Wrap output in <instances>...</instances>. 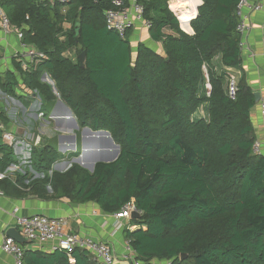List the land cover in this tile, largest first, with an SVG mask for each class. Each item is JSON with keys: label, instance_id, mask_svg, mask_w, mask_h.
<instances>
[{"label": "trees", "instance_id": "16d2710c", "mask_svg": "<svg viewBox=\"0 0 264 264\" xmlns=\"http://www.w3.org/2000/svg\"><path fill=\"white\" fill-rule=\"evenodd\" d=\"M115 1L71 0L65 8L39 0L6 3L14 22L28 27L24 43L44 55L28 71L19 67L26 84L52 104L56 96L40 82L47 72L80 127L108 131L121 146L117 161L98 164L94 173L74 164L25 187L42 199L51 197L50 187L58 198L94 202L107 214L134 203L138 228L124 233L145 263L264 264V155L254 152L252 120L257 102L244 75L231 99L225 71L242 68L240 0H202L191 25L201 0H138L150 39L162 51L134 47L132 32L122 39L106 28L104 13ZM10 80L4 90L14 96ZM47 149L34 148L32 155L49 157L46 170L62 158ZM2 150L0 174L17 165L11 148ZM73 258L26 250L24 264H97L85 251Z\"/></svg>", "mask_w": 264, "mask_h": 264}, {"label": "crops", "instance_id": "0c3cea01", "mask_svg": "<svg viewBox=\"0 0 264 264\" xmlns=\"http://www.w3.org/2000/svg\"><path fill=\"white\" fill-rule=\"evenodd\" d=\"M8 1L10 0L0 1L2 10L12 23V31L10 33H6L0 23V120L3 126V128L0 127V159L4 156L2 149L5 147L11 148L13 152L12 157L17 162V165H12L4 174H0V181L6 180L4 181V189H0V245L8 237L10 229L15 228L20 232L14 214L15 209H18V214L21 216L44 214L52 218H66L68 232L79 234L82 237H89L96 241L109 242L119 259L118 264H133L131 261H125L122 258L129 250L135 252L124 233L126 230L138 228L132 223L133 219L121 220L122 227L118 229L119 220H116L113 214L105 213L94 202L78 204L66 197L58 198L52 195L53 191L50 187H48V192L51 197L42 199L31 192V187H25L30 186L33 181L45 178L46 170L43 169V165L38 164V159H33L32 156L33 148L39 149L35 145L38 134L42 135V139L43 137L47 138V136H44L46 132L40 129V126L43 128L48 124H52L56 129L54 138L43 139L46 142L43 145V150L48 148L47 150H50V152H57L62 155V149L59 148L53 151V147L47 146V144L49 141L56 140L57 144L62 146L64 140L71 139L69 137H62V127L68 128L69 123L73 122L69 115V117H62V109L64 110L61 103L62 99L55 82L47 72L41 75L40 82L49 85L47 82L51 81L54 87L52 92L55 96L58 94L56 97H59V99H56L50 105L44 104L39 92L30 88L26 84L23 75L19 72V67L26 58L24 57V42L19 39L17 30L22 28L27 29L28 27L26 24L20 27L19 24L14 22L13 9L6 4ZM254 1L251 0V2ZM170 8L174 11L171 2ZM250 16L253 30L248 36L243 38L245 46L242 48V68L241 70L226 69L225 71L229 75L235 76L238 81L244 75L254 93H260L261 99L252 110V120L257 137L264 144V117L261 115V104L264 102V28L262 27L264 12L252 13ZM144 31L145 35L143 38L145 45L162 51L161 44L154 43L150 39L149 31ZM215 63L221 69L219 60ZM11 78L12 80H10ZM8 79L10 82L16 83L15 86H12L16 96L10 95L4 90V85L8 82ZM45 106L46 111L44 114L42 112L44 110L42 109ZM42 113L44 116H42ZM47 115L49 120L45 121L44 118ZM32 120L36 122V126H39L35 130H29L30 127L27 126V123H30ZM6 134L13 136L14 140L11 143L5 139ZM34 138L35 140H33ZM97 150L108 151L110 149L101 142ZM70 163L71 161L59 159L48 175L51 176L53 172L64 173L68 171L71 168ZM57 165L58 169L55 170L54 167ZM22 177H26L24 181L21 180ZM19 179L21 184L18 183ZM10 183L15 188L9 185ZM24 247L29 251L53 253L50 250V244L29 243ZM0 264L15 263L11 256L0 250ZM149 264H168V262L154 260Z\"/></svg>", "mask_w": 264, "mask_h": 264}, {"label": "built area", "instance_id": "2783aa9c", "mask_svg": "<svg viewBox=\"0 0 264 264\" xmlns=\"http://www.w3.org/2000/svg\"><path fill=\"white\" fill-rule=\"evenodd\" d=\"M1 1V0H0ZM41 3H47L50 6L68 5L71 0H39ZM129 6L125 7L123 1L114 2L115 9L105 11L104 19L106 28L113 31L122 39H126L129 32L133 33L131 42L136 38L140 30L150 29V25L144 19V9L138 3V0H128ZM176 13L175 11H173ZM264 12V0H240L237 6L236 14L239 18L237 31L242 35L241 48L244 45V39L253 30V24L250 14ZM177 15V14H176ZM0 23L2 29L6 33L12 31V23L10 18L2 10L0 6ZM264 28V20L262 22ZM23 28L17 30V35L22 42ZM26 58L21 63L22 69L28 71L34 64H37L44 55L35 48L29 47L23 43ZM66 55L75 57V52L69 50ZM238 79L229 75L228 80V96L235 100L238 93ZM210 89V85H207ZM261 115L264 117V102L261 104ZM42 116L44 114L42 113ZM5 139L10 143L14 140L11 134H6ZM40 137L36 138L35 145L40 144ZM254 152L264 155V144L258 138L254 145ZM19 210L15 209L14 214L17 219V225L20 234L29 239L32 243L40 245L50 244L52 252L65 251L71 262H74L73 254L77 250L87 252L97 264H118L119 259L115 254L113 246L109 242L96 241L89 237H82L79 234L68 232V222L66 218H52L44 214H36L33 216H21ZM137 212L134 203L125 206L121 211L113 214L116 220H119L118 229L122 227L121 220H131L132 214ZM0 250L14 259L15 264H24L26 249L11 237H6L5 241L0 245ZM125 261H131L133 264H149L142 262L138 255L131 250L123 257ZM169 264V263H168Z\"/></svg>", "mask_w": 264, "mask_h": 264}, {"label": "water", "instance_id": "95a60500", "mask_svg": "<svg viewBox=\"0 0 264 264\" xmlns=\"http://www.w3.org/2000/svg\"><path fill=\"white\" fill-rule=\"evenodd\" d=\"M201 5H202V2L197 7V15L190 21V25H191V22L198 16V11ZM75 31H76V37H79L80 31H81L80 24L76 25ZM79 62L82 68L86 67V53L85 52H83L79 56ZM255 98H256V102L258 103L261 99L260 93L258 92L255 93ZM61 103H62L63 108L66 111V114L71 117V121L75 124L76 127L79 128L77 124V119L74 116V113L72 112V110L63 101H61ZM0 127L3 128L1 120H0ZM81 133L85 137L86 142H90V143L106 142L111 148H113V150L111 149L108 151L95 150L90 155H85V153L83 152L82 155L78 156L75 159H72L71 162L81 166L82 168L88 170L91 173H94L96 166L98 164L100 163L110 164V163H114L115 161H117V159L119 158L121 154V146L118 145L114 141L113 137L108 131H93L88 127H83L81 128ZM62 153H65V152L62 151ZM54 168L55 170L58 169V165L55 166ZM137 218H141V214L138 211L132 214V219H137ZM8 237L15 239L16 242L20 244L21 246H25L26 244L32 243L29 239L23 237L20 234V232L15 228L9 230ZM184 258L185 256H182V259Z\"/></svg>", "mask_w": 264, "mask_h": 264}, {"label": "rangeland", "instance_id": "374dc122", "mask_svg": "<svg viewBox=\"0 0 264 264\" xmlns=\"http://www.w3.org/2000/svg\"><path fill=\"white\" fill-rule=\"evenodd\" d=\"M63 28H70V24H66L65 23L64 26H63ZM144 35H145V31L144 30H140L138 32L136 38L132 42V44H133L134 47H137V45L140 44V43L145 44L144 43V38H143ZM134 56H135V53H134ZM47 83L49 84L51 90H53L54 87H53L51 81H49ZM56 99H59V97H56ZM36 113L39 114L38 112H36ZM200 114H202V116L205 115V111L202 110ZM66 116H68V115L66 114L65 109L64 110L62 109V117H66ZM44 120L45 121H48L49 120L48 115H47L46 118H44ZM27 126L30 127L29 130L30 129L31 130H33V129L35 130V129H37L39 127V126H36V122L34 120L30 121V123H27ZM79 127H80V125H79ZM40 129H43V131L46 132V134L44 136H47V138L50 137L52 139V138H54L53 136L56 134V129H55L54 125H52V124H48V125H46V127L44 126L43 128L40 126ZM101 131H104V130H101ZM37 137H40V139H41L40 144L37 145L38 148H39L37 150L39 152H41L43 150V145L46 143V142L43 141V139H45L46 137L45 138L43 137V139H42V135H40V134H38ZM62 137H69L71 139L64 140V143L65 144L63 143L62 146H60L59 144H57V141L56 140L49 141L50 143L47 141L48 142L47 146H52L53 147V151H56V150H58L60 148V149H62L63 152H65V153H62V155L59 153L62 156V160L71 161L72 159H75L78 156H80L81 153H83V152L86 155H90V154H92L93 151H95V150L98 149L99 142L98 143L86 142V144L83 143L82 138H81V127L80 128H77L74 123H71V124L69 123V127L68 128H63L62 127ZM33 140H35V138ZM102 144L104 146H106L107 148L113 150V148H111L108 145V143L104 142ZM33 150H34V148H33ZM49 160H50L49 157L46 156V155H44L43 158L38 159V164L43 165V169L46 170L47 169V166H48ZM58 161L59 160H55L53 163H51V165L49 166L48 170H46V172H45V176L50 171H52L53 166ZM72 165H74V163L71 162L70 163V167ZM39 172L42 173L41 171H39Z\"/></svg>", "mask_w": 264, "mask_h": 264}, {"label": "bare ground", "instance_id": "6f19581e", "mask_svg": "<svg viewBox=\"0 0 264 264\" xmlns=\"http://www.w3.org/2000/svg\"><path fill=\"white\" fill-rule=\"evenodd\" d=\"M69 119V118H68ZM81 138H82V141H83V143H85L86 142V139H85V137L82 135V133H81ZM83 153H81V155H82ZM86 155V154H85Z\"/></svg>", "mask_w": 264, "mask_h": 264}]
</instances>
